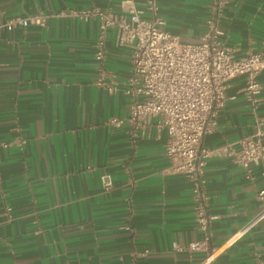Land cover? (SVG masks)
Masks as SVG:
<instances>
[{"label":"crops","instance_id":"0c3cea01","mask_svg":"<svg viewBox=\"0 0 264 264\" xmlns=\"http://www.w3.org/2000/svg\"><path fill=\"white\" fill-rule=\"evenodd\" d=\"M156 1L163 28L181 40L206 32L212 0ZM128 5L144 9L145 0H0V22L49 14L43 25L0 29V264H264V158L248 171L223 153L206 158L205 238L191 180L161 173L166 131L154 117L131 134L124 86L132 44H117L108 28L96 60L98 19L79 14L124 15ZM217 26L235 57L264 48V0H224ZM100 75L116 89L98 85ZM258 81L253 102L243 76L229 81L204 147L255 130L264 69Z\"/></svg>","mask_w":264,"mask_h":264},{"label":"built area","instance_id":"2783aa9c","mask_svg":"<svg viewBox=\"0 0 264 264\" xmlns=\"http://www.w3.org/2000/svg\"><path fill=\"white\" fill-rule=\"evenodd\" d=\"M223 5L224 0H212L207 30L195 42L183 41L177 34L163 28L164 21L158 15L156 0H145L144 9L128 5L124 7V15H114L108 9L98 7L79 12L83 17L98 19L96 60L104 57V37L108 28L114 29L117 44H132L130 72L124 86V92L129 96L127 120L130 132L135 134L154 117L156 128L166 131L164 152L167 165L161 173H182L191 180L195 219L205 232V238L208 237L207 225L211 218L203 178L206 158L212 153H223L246 171L250 163H258L264 158V115L255 119L252 133L236 142L211 149L202 144L204 135L215 126L217 111L227 97L225 91L229 81L243 76V93L253 102L260 92L258 75L264 69V48L249 49L235 57L232 50L219 41L222 32L217 22ZM48 15L35 12L10 17L0 22V29L43 25ZM95 82L109 90L116 89L114 83L103 80V75ZM110 121L114 124L121 122L119 118ZM100 181L103 188L111 187L109 174H101ZM262 193L260 190L258 195ZM262 214L264 210L259 215ZM211 258L212 253L207 254L203 261L209 263Z\"/></svg>","mask_w":264,"mask_h":264}]
</instances>
